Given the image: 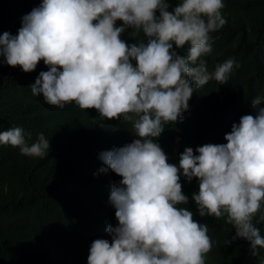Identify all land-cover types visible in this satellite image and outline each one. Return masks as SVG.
Segmentation results:
<instances>
[{
    "label": "clouds",
    "instance_id": "clouds-1",
    "mask_svg": "<svg viewBox=\"0 0 264 264\" xmlns=\"http://www.w3.org/2000/svg\"><path fill=\"white\" fill-rule=\"evenodd\" d=\"M169 7L168 0H40L21 16L15 34L0 33L4 63L24 72L41 60L48 66L30 85L34 96L122 117L140 137L98 153L97 171L121 177L108 195L117 223L105 228L110 241H91L86 264H205L212 247L208 226L182 206L189 198L181 176L197 179L191 198L199 216H223L235 229L224 245L243 238L252 255L257 246L264 248L254 226L258 212L255 220L264 219V97L251 98L252 114L231 124L226 143L196 146L195 154L185 147L178 165L153 139L166 123L184 119L196 88L209 80L224 84L239 67L228 58L209 71L202 58L212 52L209 34L226 23L223 0H177ZM126 28L143 38L126 43ZM31 135L10 127L0 131V145L45 157L49 139L41 132L29 143Z\"/></svg>",
    "mask_w": 264,
    "mask_h": 264
},
{
    "label": "trees",
    "instance_id": "trees-1",
    "mask_svg": "<svg viewBox=\"0 0 264 264\" xmlns=\"http://www.w3.org/2000/svg\"><path fill=\"white\" fill-rule=\"evenodd\" d=\"M168 2L171 10L177 0ZM223 2L226 23L209 34L212 52L202 58L209 71L228 58L239 67L234 66L224 84L209 80L196 88L184 119L166 123L153 138L174 165L185 147H192L195 154L196 146L226 143L224 134L231 124L241 115L252 114L251 98L264 97V0ZM39 3L0 0V33L15 34L21 16ZM142 38V33L131 28L121 33L126 43ZM185 48L176 51L183 55ZM3 59L0 56V131L20 127L31 132L29 143L42 132L50 147L41 158L25 156L18 147L0 145V264H86L91 241H110L105 228L117 223L108 195L112 183L121 177L111 170L97 171L102 165L98 153L140 137L122 117L104 118L94 108L82 109L74 102L58 107L45 102L42 95L34 96L30 85L48 67L42 60L34 70L24 72ZM180 183L189 198L182 206L193 212L194 220L208 226L212 247L205 254V264H264L260 246L252 255L243 238L223 244L235 232L225 217L198 215L191 198L198 190L195 177L186 181L181 176ZM259 216L260 212L254 226L264 238V219L255 220Z\"/></svg>",
    "mask_w": 264,
    "mask_h": 264
}]
</instances>
